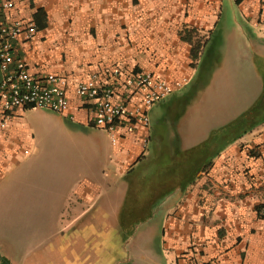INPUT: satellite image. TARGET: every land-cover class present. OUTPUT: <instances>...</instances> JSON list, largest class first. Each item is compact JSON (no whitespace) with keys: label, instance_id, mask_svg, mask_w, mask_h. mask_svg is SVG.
I'll use <instances>...</instances> for the list:
<instances>
[{"label":"crops","instance_id":"crops-1","mask_svg":"<svg viewBox=\"0 0 264 264\" xmlns=\"http://www.w3.org/2000/svg\"><path fill=\"white\" fill-rule=\"evenodd\" d=\"M14 1L40 28L17 55L68 77L75 119L19 108L2 132L0 264H263L264 123L210 139L264 92V0ZM115 67L182 83L117 144L75 93Z\"/></svg>","mask_w":264,"mask_h":264},{"label":"built area","instance_id":"built-area-1","mask_svg":"<svg viewBox=\"0 0 264 264\" xmlns=\"http://www.w3.org/2000/svg\"><path fill=\"white\" fill-rule=\"evenodd\" d=\"M17 10L14 0H0V139L19 108H46L75 119L70 115L68 77L58 73L35 75L27 60L17 55L16 44L30 43L40 30L36 19L20 17ZM106 76L92 74L77 84L75 93L95 104L94 125L105 130L114 144L138 127L147 131L151 107L182 85L170 83L154 72L120 67ZM119 87L127 89L126 96ZM260 216L264 220V206Z\"/></svg>","mask_w":264,"mask_h":264},{"label":"trees","instance_id":"trees-1","mask_svg":"<svg viewBox=\"0 0 264 264\" xmlns=\"http://www.w3.org/2000/svg\"><path fill=\"white\" fill-rule=\"evenodd\" d=\"M239 0L238 2H241ZM264 123V92L256 103L246 112L241 114L237 119L232 121L230 124L222 128L219 132L212 135L210 143H219L222 141L224 146L231 142H234L244 134L253 131L259 125ZM253 156H260L261 154L252 151ZM264 204H260L257 208L260 214L261 208Z\"/></svg>","mask_w":264,"mask_h":264},{"label":"rangeland","instance_id":"rangeland-1","mask_svg":"<svg viewBox=\"0 0 264 264\" xmlns=\"http://www.w3.org/2000/svg\"><path fill=\"white\" fill-rule=\"evenodd\" d=\"M200 90V88L199 87H191L190 88V90H189V92H188V94L190 95V93H192V94H196L198 91ZM69 121V120H68ZM38 143L39 145L41 144V145H43V142H42V138L37 134L36 135V137H35V139L33 140L32 139V137L31 138H29L27 141H25V145L26 144H28V143ZM26 147H27V149H30V147H28L27 145H26ZM252 151H256V152H258V153H264V145H258V146H256V147H254V148H252L251 149ZM259 214V213H258ZM260 215V214H259Z\"/></svg>","mask_w":264,"mask_h":264}]
</instances>
